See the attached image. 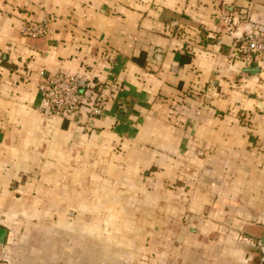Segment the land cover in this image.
<instances>
[{
    "label": "crops",
    "instance_id": "crops-1",
    "mask_svg": "<svg viewBox=\"0 0 264 264\" xmlns=\"http://www.w3.org/2000/svg\"><path fill=\"white\" fill-rule=\"evenodd\" d=\"M253 22L264 0H0V264H261L264 78L233 56ZM57 71L101 113L50 116Z\"/></svg>",
    "mask_w": 264,
    "mask_h": 264
},
{
    "label": "built area",
    "instance_id": "built-area-1",
    "mask_svg": "<svg viewBox=\"0 0 264 264\" xmlns=\"http://www.w3.org/2000/svg\"><path fill=\"white\" fill-rule=\"evenodd\" d=\"M219 21L230 29L234 27V18L230 14H222ZM22 32L30 38L45 37L49 30L43 23L28 22ZM233 56L240 59L246 67H258L264 78V22H253L242 31ZM39 89L45 101L46 112L53 117L75 120L80 118V109L86 106L88 116L101 113L100 101L92 93L82 89V78L63 71L51 73L39 83ZM244 241L261 246V240L243 236Z\"/></svg>",
    "mask_w": 264,
    "mask_h": 264
},
{
    "label": "water",
    "instance_id": "water-1",
    "mask_svg": "<svg viewBox=\"0 0 264 264\" xmlns=\"http://www.w3.org/2000/svg\"><path fill=\"white\" fill-rule=\"evenodd\" d=\"M246 71H248V72H250V73H252V74H256V73H258L259 72V68L258 67H252V68H246L245 69ZM259 107H261L262 108V110L264 111V102H259ZM0 232H1V234H2V230H1V228H0ZM0 234V235H1ZM2 240H1V238H0V242H1ZM261 251H262V256H261V259H260V263L261 264H264V233H263V235H262V237H261Z\"/></svg>",
    "mask_w": 264,
    "mask_h": 264
},
{
    "label": "rangeland",
    "instance_id": "rangeland-1",
    "mask_svg": "<svg viewBox=\"0 0 264 264\" xmlns=\"http://www.w3.org/2000/svg\"><path fill=\"white\" fill-rule=\"evenodd\" d=\"M4 230H5V229H4ZM6 230H7V231H10V229H9V228H6ZM6 230H5V231H6ZM30 230H32V231H33V228H31ZM27 251H28V249H27ZM26 264H27V263H26Z\"/></svg>",
    "mask_w": 264,
    "mask_h": 264
}]
</instances>
